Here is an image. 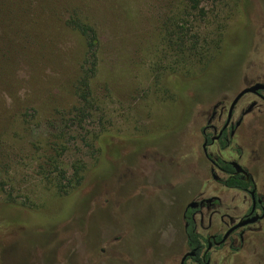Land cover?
I'll use <instances>...</instances> for the list:
<instances>
[{
  "label": "rangeland",
  "instance_id": "374dc122",
  "mask_svg": "<svg viewBox=\"0 0 264 264\" xmlns=\"http://www.w3.org/2000/svg\"><path fill=\"white\" fill-rule=\"evenodd\" d=\"M196 1L0 0V264L179 263L175 209L199 181L208 196L219 187L200 150L208 108L264 64V0ZM71 9L100 36L96 109L81 122L68 114L85 51ZM234 194H222L231 208Z\"/></svg>",
  "mask_w": 264,
  "mask_h": 264
},
{
  "label": "flooded vegetation",
  "instance_id": "af4514ba",
  "mask_svg": "<svg viewBox=\"0 0 264 264\" xmlns=\"http://www.w3.org/2000/svg\"><path fill=\"white\" fill-rule=\"evenodd\" d=\"M256 85L262 87L244 94L233 107L243 91ZM260 134L264 135L263 63L254 81L246 83L234 97L222 96L208 108L206 125L199 130L202 140L199 148L202 160L211 167L212 178L219 187L208 196L207 181H199L201 183H198V190L192 195L191 201L181 212L175 209L176 215L173 217L176 222L168 225L173 228V232L168 235V248L170 255L176 254L178 257V264H254L258 260L257 256L264 252L260 248L254 261L246 256L245 260H240L242 255L239 254L246 248L255 244L264 245V179L253 165L255 140ZM260 138L264 139V136ZM235 141L238 142L236 159L223 158L221 155ZM252 145L254 148H249ZM234 164L243 172L237 170ZM173 165L180 167L181 164ZM231 180H236L238 184L229 186ZM161 184L159 181V185L153 187L173 192L174 187L170 188L171 185L167 183ZM226 191L235 193L238 199L236 207L231 208L230 202L223 197ZM230 211L234 212L233 215ZM237 225H240L239 228L234 229ZM164 243L162 241L165 247Z\"/></svg>",
  "mask_w": 264,
  "mask_h": 264
},
{
  "label": "trees",
  "instance_id": "16d2710c",
  "mask_svg": "<svg viewBox=\"0 0 264 264\" xmlns=\"http://www.w3.org/2000/svg\"><path fill=\"white\" fill-rule=\"evenodd\" d=\"M189 2L193 9L198 8L199 3L196 0H189ZM65 24L71 31L81 38L85 50L84 55L80 60L81 68L79 75L73 84L74 96L77 98L79 107L68 112L70 116H73V119L81 122L83 119L90 116L96 109L91 82L98 69L100 36L98 28L76 9L70 10L68 17L65 20ZM237 184L238 182L236 180H231L229 182V186H235ZM73 187L74 185L71 184L70 188ZM63 189V192L67 191L66 188ZM14 205L15 204L11 206L15 207Z\"/></svg>",
  "mask_w": 264,
  "mask_h": 264
},
{
  "label": "water",
  "instance_id": "95a60500",
  "mask_svg": "<svg viewBox=\"0 0 264 264\" xmlns=\"http://www.w3.org/2000/svg\"><path fill=\"white\" fill-rule=\"evenodd\" d=\"M261 87H262L261 85H256V86H254V87L251 88V89H248V90L243 91V92L237 97V99L235 100V102H234V104H233V107H234V105L236 104V102L239 100V98L242 97L244 94H246V93H248V92L256 91L257 89H259V88H261ZM234 166H235V168H237V170L242 171V170L240 169V167H239L237 164H234ZM242 172H243V171H242ZM241 225H243V224H241ZM239 226H240V225H237L234 229L239 228Z\"/></svg>",
  "mask_w": 264,
  "mask_h": 264
}]
</instances>
